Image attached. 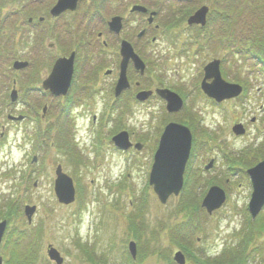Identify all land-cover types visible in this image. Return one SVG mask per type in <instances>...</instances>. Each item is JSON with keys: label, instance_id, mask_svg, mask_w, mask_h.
Here are the masks:
<instances>
[{"label": "rangeland", "instance_id": "obj_1", "mask_svg": "<svg viewBox=\"0 0 264 264\" xmlns=\"http://www.w3.org/2000/svg\"><path fill=\"white\" fill-rule=\"evenodd\" d=\"M6 1L7 2H2V0H0V5L2 3V7L4 6L3 8H5L6 11L11 12L14 9H22L25 4L33 3L35 0H26L25 2L23 0ZM82 9H84V6ZM96 9H100V6L97 5ZM110 12L109 8L104 9L102 11V18L108 17ZM6 14H9V12ZM9 16V22L11 21L13 23L15 21L14 16ZM96 16L99 15L96 14ZM161 21L162 23L158 22L157 24L166 23L163 22V20ZM5 25L7 26V24ZM129 25L132 24H128V26ZM181 28L180 26L178 29ZM212 29L213 27L210 25L208 30L212 31ZM129 30L130 27L124 30V35L127 37L132 36V30ZM66 33L67 32H64L62 36ZM164 38L166 39L162 40L160 43L162 44V52H160V56L156 58V62H158L156 63L157 67L155 68L154 66V70L158 73V76H149L147 74L148 79H146V75L144 78L145 81H141L144 88L150 85L148 82L155 83V87L158 82H160L163 86H171L174 89H177L181 84V82L178 83V78L172 73H174V69H176L178 74L182 72L181 60L186 55L183 53V44L186 43L187 38H183V44L179 43L178 45L169 44L170 41L167 40L168 37L166 35H164L163 39ZM80 39L81 41L84 39L82 35ZM2 40L5 39L0 37V42ZM48 40L49 39H47L46 43L49 42ZM139 46L142 49L144 48V44H140ZM31 47H33L31 49L32 58H34V56L35 58L34 60H32V58L26 60L32 64V69L18 75H20L19 77L21 78L20 81L23 87L28 85L30 81H35L34 86L40 88L42 87L40 79L46 78L50 72L49 68L45 67L43 64L47 63L49 66L53 65L54 61L61 53L58 52L57 48H55L54 51L50 50L47 45L45 51L51 55V58L47 57V60H42L40 58V60L37 61L36 47L35 45ZM176 51L182 54V59L174 61L172 59L176 57ZM52 54H54L55 57H53ZM214 55H217L221 61H226L225 59L228 56V51L222 49V51L217 50L216 52H210V56ZM11 56L10 52L6 51L0 60V90L7 89L4 88V84L8 86V89L11 90L12 88V85L7 83L4 78V74L9 68V63L7 62L4 64L2 62L3 59L6 61ZM210 58L211 57H208L205 60L203 58L195 59L189 68L185 69L183 76L186 77V80H192L193 83H195L197 79L203 80L206 76L205 73L204 77H202L203 67L209 62ZM16 59L20 60L18 57H16ZM11 60L13 59H10V61ZM24 60L25 59H22L21 61ZM238 60H240V67L244 65L243 68L240 72H238L237 69V73L236 68L225 65L226 69L229 70L231 68L230 73H237L242 80H245L249 72L251 75H259L260 67L257 65L255 66L254 62L242 58ZM103 61L104 60H99V63L102 65ZM106 63L110 65V61ZM170 65H174V69L171 70V67H169ZM82 66L83 65H81L79 73L83 72ZM87 73L88 75L92 73L90 68ZM133 75H138V73L133 71ZM159 75L161 81L158 79ZM249 77L250 76H247V79H249ZM154 78L158 79L157 82H155ZM258 78L260 79V77ZM170 80L171 83H169ZM250 80L256 83L253 82L252 84L248 80L251 84V86L249 85V89L246 90L239 99L224 103L223 107L221 106L218 110L209 107L208 104L204 102L208 101V99L203 100V103L196 102L195 105H191V102L188 101L191 107L193 106L195 109L201 110V114L197 112L193 113L194 116L192 114V116L196 118V121L198 123L203 121L205 126H211L214 130H217L220 136L208 138L207 133H203V131L197 127L198 143L196 144V156L192 158L190 170L188 169L186 174V183L188 182L190 189L195 191L196 196L193 195L189 200L184 210L185 213L180 216V220L175 221V223H173L174 212L178 205V199L183 196L184 191L181 193V197H173L166 206H163L149 184L150 173H148V165L150 163L151 169L153 154L158 147V141L155 140V138L157 135H161L162 127L165 126L168 120L171 121L168 114H166L167 112L162 109L159 111L152 110L147 108L148 106H142L138 102L131 103L133 106L131 107L132 111H129L128 114L132 113L133 115L136 113V116L129 115L132 116L131 118H133V121L127 117L128 131L133 133L132 130L134 126L132 125L135 124L136 136L132 134V138L136 142L144 144V148L141 152H137L135 156L130 157L131 160L125 159L124 162L123 157H120L118 153L107 149L105 146L99 155L87 152L88 150L86 151L82 146L80 149H83L81 150V155L83 157H76L78 159H74V157L64 158L60 153L61 151L63 155L68 154L72 156V154L70 152H64L62 149L66 148L63 146V143L60 144V141L55 140L52 136H49L48 148L44 150L43 157H37L38 161L35 163L33 169L30 164L32 157L31 159L27 157L26 160L21 149L18 148V152L15 149H10L8 151V157L4 155L0 157V166L4 164V170L8 167L12 170L13 167L16 166L19 171L15 170V172L10 175L0 177V215H3V217L11 223L10 234L5 237L3 248L0 253V255H2L1 257L4 259V263L13 264L18 257L22 256L19 262V264H22L25 258L28 257L27 254H24L25 245L30 244V239L25 236V230L28 228L27 220L25 218L23 206L13 207L15 204L10 206V199L15 198L17 201H23L24 204L28 203L36 208V225L38 223H43L44 226L42 227L44 231L46 230L45 233L48 235V233L51 232L50 238L47 241L61 252L65 259L64 264H124V260L122 262L121 259L124 254V247L128 246L129 238L133 236L129 231L135 229L133 223L137 217L140 218L138 220H142V222H145L148 226V231L143 238L152 239V242L145 241L143 244V248H146L149 252L146 259H144L141 264H167L169 256L172 260L173 253L177 250L184 253L188 260L190 259L187 252H191V255H194L193 257H196L195 254L198 252H207L208 255L212 257L217 256L218 259L220 258L221 261L223 260V264H229V261L234 262L238 258L235 256V252L240 254L242 250L241 240L246 238L244 235L245 232H243L241 237H239V233L242 231V228L247 226V224H245L247 220L248 227H246L245 230L251 232L250 239L254 241V252L249 256V264H264V228H261L264 225V211L259 219L252 220V217L247 211L252 187L248 180L243 179L242 176L244 175L239 176L237 173L227 174L228 168L224 169L225 160L223 164V155L220 150L224 149L225 154L237 153L238 150H243L245 146L255 141V137L253 136L254 133L257 134L259 132L260 134L261 131H264L263 84L261 80ZM210 81L209 79L206 80L207 83ZM225 81L230 82L231 79L226 78ZM83 83V81H80L78 85L81 86ZM27 87L29 86H26V88ZM102 88H105L104 85H102ZM130 90L134 93L133 89ZM102 91L106 92V89ZM104 92H100V95L106 97V93ZM79 93L82 97V91ZM98 97L97 95L96 101H98L100 111L102 106L99 103ZM56 103L57 102L51 105L52 114L50 115L49 121H59L58 118L63 117L67 119L66 123H69L71 119H75L77 120V128L82 130L84 135L83 138L93 140V133L89 131L88 127L90 110L79 109L76 113L72 112V110L68 117L65 116V113H60V108H57ZM151 103H155V100H152ZM147 104L150 103L147 102ZM162 104L163 103H160L159 106L161 107ZM149 106L152 105L150 104ZM117 117L118 116L115 115L114 119ZM253 119H256L255 123H252ZM108 120L109 124L114 127H125L124 123L116 124L111 118ZM180 120H182V116L176 118L177 122H180ZM239 122L245 123L247 125L246 129H248V132L250 131V133L246 135V138H236L231 133V127ZM62 124L63 122H61V126ZM159 127H161V129H159ZM72 130L74 131L75 128ZM112 130L113 129H107L106 132L102 133L101 139H106V135ZM51 134L55 136V131ZM74 135L75 133H73V137ZM59 137L64 139L66 135L64 133V137ZM70 137H72L71 133ZM10 138L12 139L13 136ZM204 140L208 141V145L202 144L201 141ZM105 143L107 144V142ZM102 145H104V143H102ZM262 150L256 151L259 156L252 161L257 163L264 159V151ZM255 155L254 153L252 157ZM9 157L11 158L10 160ZM211 158H214L216 161L215 167L210 171H206L205 167L211 162L209 161ZM255 162H247V168H251ZM59 165L63 167L64 172L71 177L75 183L76 199L74 204L69 206L59 204L54 193L57 179L55 172ZM27 177L28 180L25 181ZM123 183L124 188L122 191H118L117 186ZM213 184L222 187L228 199L221 209L216 210L212 216H208L205 209L202 208V201L203 196L207 194L209 188ZM7 192L12 194L10 198ZM181 222H183L182 225L177 224ZM171 223H173L172 225L177 235L175 241L174 237L165 236V234H160L158 232L161 224L167 227ZM201 226L203 227V231L198 235L195 233V230H198ZM20 230H22V232H20ZM235 234H237L238 237H236L237 235L235 236ZM88 237L90 239L89 241L87 240ZM198 237H201V242L198 244H196V242L193 250L185 248L186 244L194 242ZM79 238L86 241L85 243H88L86 244L87 248L84 247L86 251L77 244ZM171 244H173L174 247L171 246ZM44 246V248L42 246L40 251L42 257H38V261L35 264H53L47 258L46 245ZM153 251H155V253H152ZM158 252L162 255L159 256L157 254ZM198 257L197 255V258ZM29 262L33 264V259Z\"/></svg>", "mask_w": 264, "mask_h": 264}, {"label": "flooded vegetation", "instance_id": "obj_2", "mask_svg": "<svg viewBox=\"0 0 264 264\" xmlns=\"http://www.w3.org/2000/svg\"><path fill=\"white\" fill-rule=\"evenodd\" d=\"M59 1L35 0L33 3L25 4L22 9H14L9 12V15H13L15 18L13 23L9 22V15L3 16L4 12L0 10V23L5 22L8 26L4 33L0 32V37L5 39L0 42V60L6 51L12 55L6 61L2 60L4 64L9 63L4 78L7 83L12 85V88L10 90L4 84V88L7 89L0 90V157L3 155L8 157L10 149H15L18 152V148L23 151L26 160L27 157H43L44 150L48 148L49 119L53 103L58 102L62 109L73 110L72 112L77 109H85L90 110V114H92L94 109L99 106L95 101L97 93L101 94L103 93L102 90L106 89L109 94L110 91L115 94L120 80L121 62L124 59L121 51L123 42L129 43L134 54L146 62L148 66H151L162 52V44L160 43L166 39H163L164 35L171 40L172 45L183 44L182 39L188 37L183 45L189 44L191 47L197 45V48L186 51L184 61L181 60V63H184V65L181 64L182 75L195 59L207 58L205 51L198 50L199 45L196 42L203 43L208 30L200 26H188L186 24L194 12L207 4V0L202 2L199 0H79L77 5L65 3L60 6L61 11L60 8L56 9ZM66 1L76 2V0ZM97 5L100 6V9H96ZM83 6L84 9H82ZM106 8L110 9V15L102 18V11ZM185 17H187L186 20ZM115 18L118 19L119 32L113 31L110 27ZM161 20L166 23L161 24ZM158 22H161L160 25L157 24ZM128 24L132 25L128 26ZM180 26L182 28L178 29ZM128 27H130L129 31L132 30L131 37L124 35V30ZM64 32L67 33L62 36ZM81 35L84 38L82 41ZM47 39H49L48 43H46ZM140 44H144L143 49L140 48ZM34 45L37 50V61L40 58L42 60H47V57L51 58V55L45 51L47 45L50 50L54 51L57 48L58 52L61 53L53 65L43 64L49 68L50 72L57 60L77 55L73 73L70 76L68 91L64 96L53 98L54 96L49 90L34 86L35 81H30L26 85L29 86L27 88L22 86L18 74L31 70L32 64L27 69L14 70V64L18 61L16 57L20 59L19 61L25 59L23 62H27L26 59L32 58L31 49L33 47L31 46ZM80 51L83 52L82 57H78ZM175 55L176 57H173L172 60L182 59V54H179L178 51ZM52 56L55 57L54 54ZM125 58H127L126 52ZM10 59L13 60L10 61ZM99 60H104L102 65ZM109 61L110 65L106 63ZM81 65H83V72L79 73ZM89 68L92 73L88 75ZM68 70L69 67H66L65 71ZM133 71H136L134 60L129 58L127 78L131 84L135 83L134 77L138 76L133 75ZM44 79L45 77L40 79L41 83ZM64 80L66 82V79ZM80 81L84 82L81 86L78 85ZM201 81L202 79L193 85L192 80H186V77H183L178 93H183L186 97L201 96L203 93L201 92ZM102 85L105 88H102ZM130 89H133L134 93L131 92L132 90L122 92L123 102L120 99L116 101V104L120 102L125 105L128 104L129 97L136 95L133 85ZM80 91H82V97ZM13 97H15L14 100ZM188 101L189 98H186V103ZM92 119L93 122L97 119L95 114L92 115ZM11 136H13L12 139ZM133 149L131 148V151ZM67 155L62 154L63 157H73ZM33 163L30 162L31 165ZM36 215L37 213L34 214L32 223L27 218L28 228L25 231V236L28 238L37 237L40 242L37 256H41L42 243L47 242L49 234L47 235L46 230H43V223L36 225ZM35 225L40 228V236L39 233L38 236L34 235L32 231Z\"/></svg>", "mask_w": 264, "mask_h": 264}, {"label": "water", "instance_id": "obj_3", "mask_svg": "<svg viewBox=\"0 0 264 264\" xmlns=\"http://www.w3.org/2000/svg\"><path fill=\"white\" fill-rule=\"evenodd\" d=\"M78 1V0H76ZM73 4L74 2L63 0L60 1V5ZM58 5L56 9H59ZM62 10L61 8L59 9ZM208 8L204 7L199 10L191 19L190 24H206V15ZM70 64V66H68ZM73 60L62 59L59 61L56 70L53 72V76L49 80L48 84L53 87H58L62 83V75L65 74L66 67L72 68ZM206 78L205 84H203L204 91L215 98L217 97V91L214 93L211 89L212 86L206 84L207 79L214 78L222 87L219 91L221 93L220 98H234L242 94V87L237 84H230L222 78V73L220 70V61L216 60L210 63L206 67ZM165 95L170 96L169 91H162ZM59 94V93H58ZM181 107V102L178 103V109ZM177 109V110H178ZM172 131H176L180 134V140L173 144L176 151L172 155H169V149L164 154L166 159L163 161L160 156V152L164 146V142ZM234 132L238 135L243 133L240 126L234 128ZM193 135L192 132L187 127H182L178 125L168 126L164 133V139L162 146L160 147L152 167L150 174V184L153 186L155 193L159 197L162 204H165L172 195H178L184 185V172L186 168L187 161L189 159L191 147H192ZM161 162V167L158 172V166ZM251 176L253 192L251 195V200L249 202V212L252 218H256L264 207V160L260 162L255 168L248 171ZM58 180L56 183V192L61 203L71 204L75 199V190L73 186V181L70 177L63 174L62 168L57 169ZM226 200V194L223 189L214 186L211 187L203 201V207L207 208L209 213L220 208ZM33 210L28 213L30 216ZM7 223H0V243L2 242L4 231ZM130 250L133 257L136 256V245L131 243ZM49 256L52 260H55L57 264H62L63 259L61 258L59 252L52 248L49 251ZM178 264H186V259L183 253L178 252L174 257ZM1 264V262H0Z\"/></svg>", "mask_w": 264, "mask_h": 264}, {"label": "trees", "instance_id": "obj_4", "mask_svg": "<svg viewBox=\"0 0 264 264\" xmlns=\"http://www.w3.org/2000/svg\"><path fill=\"white\" fill-rule=\"evenodd\" d=\"M212 1L215 4L219 2L220 6L214 7L215 12L211 17L213 23L209 22V25L214 24V28L218 27L219 29L210 31L203 43L196 42L199 45L198 50L208 52L209 56L210 52L227 50L228 56L225 60L229 62L237 56L245 60H250L252 56H259L260 71L264 73V0H210V2ZM194 48L196 49L197 45ZM223 73L225 75L229 74L227 69ZM247 74L249 75H246L243 82H247L251 77L256 76L251 75L250 72ZM247 76H250L249 79H247ZM235 79H238L237 76L233 77V80ZM255 154L254 157H246V161L251 162L253 159H257L259 155L256 152ZM184 195L183 201H189L190 196L194 195L190 185L188 186V182L184 189ZM170 227H173V225H170ZM163 228L165 227L162 226ZM261 228H264V225ZM244 235L246 237L250 235L251 237V232L247 230ZM192 246L193 243H188L185 248L189 250ZM187 253L193 264H223V260L216 259L207 262L202 257H193L194 255H191V252ZM251 253L249 250L242 249L236 261L232 263L229 261V264H249L248 259ZM167 264L175 263L169 259Z\"/></svg>", "mask_w": 264, "mask_h": 264}, {"label": "bare ground", "instance_id": "obj_5", "mask_svg": "<svg viewBox=\"0 0 264 264\" xmlns=\"http://www.w3.org/2000/svg\"><path fill=\"white\" fill-rule=\"evenodd\" d=\"M75 3H78V1H76ZM74 4V3H73ZM7 28H8V26H7ZM126 45L127 46H129V47H131V45L129 44V43H126ZM250 60L252 61V62H254L255 64L254 65H257V66H259L260 67V64H259V56H252L251 58H250ZM134 68H136V66H137V60L135 61V63H134ZM261 68V67H260ZM260 70V69H259ZM258 77H260V79L258 78ZM226 78H230L229 76H227ZM226 78H224V80H226ZM238 79H235V80H232L231 82H229L230 84H237V85H239V86H241L242 87V94H240L238 97H234V98H223V99H221L220 98V96H221V93L219 92L220 90H221V88L220 87H222L214 78H211V79H209V80H211L209 83H208V85L209 86H212V90H213V92L215 93L216 91H217V97L218 98H215V97H212V96H210V95H208L206 92H205V95H206V97L208 98V100H209V106L211 107V108H213V109H215V110H218L219 108H221V106L223 107V103H227V102H229V101H231V100H236V99H239V97H241L242 95H243V93L246 91V90H248L249 89V87L251 86V84H250V82L253 84V82H255V81H252V80H249V81H247V82H243V80L242 79H240L239 77H237ZM251 79H253V80H256V81H259V80H261L262 82V88H264V73L263 72H259V75H256L255 77H251ZM256 83V82H255ZM250 85V86H249ZM259 89H260V87H259ZM174 97H175V94L173 93L172 94V101L170 102L171 103V107L173 108V113L171 114V115H169V117H170V119L172 120H174L175 119V121H176V118L178 117V116H182V120H180V122H177L176 121V123H177V125H181L182 123H190L191 122V112H190V110H186V111H177L176 109H175V104H174V101H173V99H174ZM172 103H173V106H172ZM212 109V110H213ZM189 119V120H188ZM187 120V121H186ZM169 121V120H168ZM198 123V122H197ZM252 123H254L253 122V120H252ZM201 131H203V133H207V137L208 138H215V137H219L220 136V133L219 132H217V130H214L211 126H205V124H204V122L203 121H200L197 125H196ZM237 126H240L241 128H242V130H243V133L240 135L242 138H246L247 136H246V127H247V125L245 124V123H243V122H239V123H235L232 127H231V133H235L234 132V128L235 127H237ZM163 128L164 127H162V133H161V135L159 134V135H157L156 136V138H155V140H157L158 141V151H159V149H160V147L162 146V143H163V139H164V130H163ZM159 129H161V127H159ZM259 133V132H258ZM260 134H263L264 135V131H261V133ZM201 136H203V135H201ZM180 140V134L178 133V132H176V131H172L170 134H169V136L167 137V139L165 140V142H164V146H163V148H162V151L160 152V156L159 157H161V159H163L162 160V163H163V161L166 159V157H165V153H166V151L169 149V155H172L173 154V152L174 151H176L175 150V148H174V146H173V144L175 143V142H177V141H179ZM248 146V145H247ZM158 151H157V153H158ZM157 153H156V155H157ZM223 157H227L225 154L223 155ZM229 157H238V156H236V155H234V154H231ZM161 162L159 163V166H158V172H159V169H160V167H161ZM257 165H254V167L253 168H255ZM252 168V169H253ZM249 175V177L251 178V176H250V174H248ZM74 190H75V188H74ZM205 198V196H203V199ZM32 207H33V205H30V204H25V208H24V211L26 212V213H30V211H31V209H32ZM264 211V207H263V209H262V211H261V213ZM10 220V219H9ZM1 223V222H0ZM10 230H11V223L9 222L7 225H6V228H5V231H4V235H9L10 234ZM37 230H38V232H37ZM33 232H34V235H37L38 236V233H39V236L41 235V232H40V228H37V227H33V230H32ZM33 238H35V239H37V237H33ZM253 240V239H252ZM251 239H250V235H248V237H246L245 239H243L242 241H241V247H242V249H244V250H249V251H251V252H254V245H253V242L254 241H252Z\"/></svg>", "mask_w": 264, "mask_h": 264}]
</instances>
